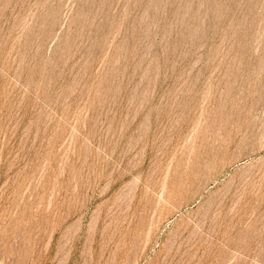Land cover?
Here are the masks:
<instances>
[{
    "label": "rangeland",
    "instance_id": "rangeland-1",
    "mask_svg": "<svg viewBox=\"0 0 264 264\" xmlns=\"http://www.w3.org/2000/svg\"><path fill=\"white\" fill-rule=\"evenodd\" d=\"M0 264H264V0H0Z\"/></svg>",
    "mask_w": 264,
    "mask_h": 264
}]
</instances>
